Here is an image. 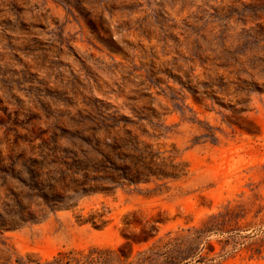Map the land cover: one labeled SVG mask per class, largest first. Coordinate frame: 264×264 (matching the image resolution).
Here are the masks:
<instances>
[{
  "label": "rangeland",
  "instance_id": "obj_1",
  "mask_svg": "<svg viewBox=\"0 0 264 264\" xmlns=\"http://www.w3.org/2000/svg\"><path fill=\"white\" fill-rule=\"evenodd\" d=\"M228 3L0 0V248L50 258L145 229L133 255L180 234L178 264H264V70L213 40ZM135 147L154 174L129 182L106 155Z\"/></svg>",
  "mask_w": 264,
  "mask_h": 264
},
{
  "label": "trees",
  "instance_id": "obj_2",
  "mask_svg": "<svg viewBox=\"0 0 264 264\" xmlns=\"http://www.w3.org/2000/svg\"><path fill=\"white\" fill-rule=\"evenodd\" d=\"M214 10L218 17L226 22L215 33L213 40L218 41V45L226 50L227 48L224 46L226 39L230 40L231 46L236 43L235 49L246 57L242 63H249L252 66L258 65L264 70V0H248L247 2L229 0L226 6H221L219 9L214 8ZM231 20L240 26V30L234 36L226 34V23ZM209 41L211 42V39ZM110 147L113 150L119 148L116 143L110 144ZM135 150L138 153L125 154L129 163L122 165H116L111 160L110 155H106L111 164L108 168L116 170V172L120 170L122 176L131 174V178L128 179L129 182H138L141 174H154L152 170V165L155 164L153 153L147 152L146 155H142L144 149L135 147ZM131 166H134L132 173H130L132 171ZM115 174L109 173V177L114 180ZM141 181L147 180L142 179ZM102 215L98 213L89 215L82 222H89L96 226L104 225L105 219L102 218ZM0 227H5V223L0 222ZM143 232L145 236L137 239L124 235L125 241L116 249L93 247L79 251H59L50 258H42L32 252L17 254L14 251L0 248V264H178L184 259L179 255L182 251L177 250L180 245V234L175 237H167L164 242L152 243L146 249L133 255L134 243H147L149 238L154 236V233L149 234L145 229ZM201 232L202 228H199L194 229L192 233L199 234Z\"/></svg>",
  "mask_w": 264,
  "mask_h": 264
}]
</instances>
